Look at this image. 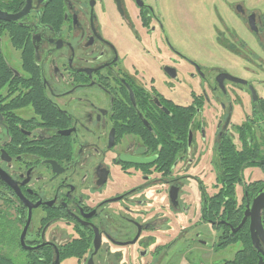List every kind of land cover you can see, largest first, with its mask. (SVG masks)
I'll return each instance as SVG.
<instances>
[{
    "label": "flooded vegetation",
    "instance_id": "flooded-vegetation-1",
    "mask_svg": "<svg viewBox=\"0 0 264 264\" xmlns=\"http://www.w3.org/2000/svg\"><path fill=\"white\" fill-rule=\"evenodd\" d=\"M178 11L0 0L18 16L0 18V264H228L243 250L224 244L250 238V219L238 227L264 193V0ZM184 30L214 37L194 47ZM241 157L231 182L225 160Z\"/></svg>",
    "mask_w": 264,
    "mask_h": 264
},
{
    "label": "rangeland",
    "instance_id": "rangeland-1",
    "mask_svg": "<svg viewBox=\"0 0 264 264\" xmlns=\"http://www.w3.org/2000/svg\"><path fill=\"white\" fill-rule=\"evenodd\" d=\"M178 4H179V11H178L179 19L184 20L183 14L186 13V0H185V2H184V0H178ZM201 21H202V19H201ZM178 33L180 36H184V37H185V35L189 36L191 41L194 42L193 43L194 47L200 46L199 43H196V42H206V43L208 42L209 43V41H211L214 37L213 34L209 30H200V31L193 30V31H190L189 33H187V31L184 30V31H178ZM242 35H243V37L245 36L244 34H242ZM262 78L264 79V77H262ZM261 88H263V87L261 86L260 89ZM260 89H259V91H261ZM179 102L181 104L187 105L189 102L188 95L183 94L182 98L179 97ZM251 173H253L252 168L248 169L244 173V178L246 180H249ZM206 175H207L206 180H205L206 190H207L208 195H212L214 193L213 185L215 184V178H214L213 173L210 172L209 170L206 171ZM238 250H239L238 246H231L225 252H222V254H218V255H220V257H218L217 261H219V263H220L223 260H226V261L232 260L235 253Z\"/></svg>",
    "mask_w": 264,
    "mask_h": 264
},
{
    "label": "water",
    "instance_id": "water-1",
    "mask_svg": "<svg viewBox=\"0 0 264 264\" xmlns=\"http://www.w3.org/2000/svg\"><path fill=\"white\" fill-rule=\"evenodd\" d=\"M0 18L5 20H16L17 17H5L0 13ZM264 214V193H261L255 197L250 205L246 206L244 216L238 229H240L247 219H250L249 233L252 245L257 248L261 256L258 259V264H263L264 252L259 249L260 241L264 245V224L262 220V215ZM237 229V230H238ZM236 230V231H237Z\"/></svg>",
    "mask_w": 264,
    "mask_h": 264
},
{
    "label": "trees",
    "instance_id": "trees-1",
    "mask_svg": "<svg viewBox=\"0 0 264 264\" xmlns=\"http://www.w3.org/2000/svg\"><path fill=\"white\" fill-rule=\"evenodd\" d=\"M244 162L245 159L242 157L237 161L234 158H226L225 164L232 167V176H230L231 182H236L239 180V164H243ZM238 241L242 243L243 250L237 253L235 259L228 264H258L259 256L251 246L249 234L246 228L240 231L237 237L228 239L224 244V247H227L228 245Z\"/></svg>",
    "mask_w": 264,
    "mask_h": 264
}]
</instances>
